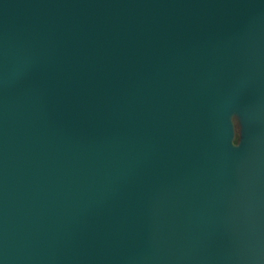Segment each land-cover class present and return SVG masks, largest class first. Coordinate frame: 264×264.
I'll return each instance as SVG.
<instances>
[{
	"label": "water",
	"instance_id": "95a60500",
	"mask_svg": "<svg viewBox=\"0 0 264 264\" xmlns=\"http://www.w3.org/2000/svg\"><path fill=\"white\" fill-rule=\"evenodd\" d=\"M0 264H264V0H0Z\"/></svg>",
	"mask_w": 264,
	"mask_h": 264
},
{
	"label": "rangeland",
	"instance_id": "374dc122",
	"mask_svg": "<svg viewBox=\"0 0 264 264\" xmlns=\"http://www.w3.org/2000/svg\"><path fill=\"white\" fill-rule=\"evenodd\" d=\"M234 117H235V115H234ZM234 117H233V122H234V125H235V126H234L235 133H236V134H237V133L240 134V131H241V124H240V122H239L240 120L238 119L239 121H237V119H235Z\"/></svg>",
	"mask_w": 264,
	"mask_h": 264
},
{
	"label": "trees",
	"instance_id": "16d2710c",
	"mask_svg": "<svg viewBox=\"0 0 264 264\" xmlns=\"http://www.w3.org/2000/svg\"><path fill=\"white\" fill-rule=\"evenodd\" d=\"M234 118L237 119V121H238V117H237V115H236ZM240 141H241V136H240L239 133H237V134L235 135V138H234V143H235L236 145H238V144L240 143Z\"/></svg>",
	"mask_w": 264,
	"mask_h": 264
}]
</instances>
